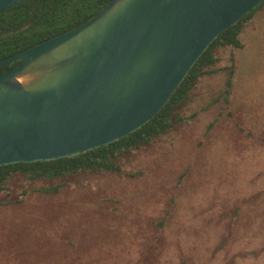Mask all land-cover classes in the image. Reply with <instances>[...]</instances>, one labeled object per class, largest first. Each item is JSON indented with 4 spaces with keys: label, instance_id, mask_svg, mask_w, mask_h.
<instances>
[{
    "label": "trees",
    "instance_id": "16d2710c",
    "mask_svg": "<svg viewBox=\"0 0 264 264\" xmlns=\"http://www.w3.org/2000/svg\"><path fill=\"white\" fill-rule=\"evenodd\" d=\"M112 1L32 0L1 13L0 61L84 24ZM263 8L264 3L238 25L225 31L198 61L169 104L150 123L127 138L91 152L56 161L0 167V239L24 233L56 238L64 249L58 258L63 264H196L195 253L205 255L206 252L212 253L214 249L206 235L210 234L217 240L225 239L227 246H230L232 235L222 234L220 231L216 233L213 230L214 218L195 223L190 222L188 217L183 218L186 215L180 214L181 209H185L181 200L177 204L179 211L172 210L171 214L167 212L166 221L158 225H154L153 221L146 226V230L142 229L140 216L153 213L150 207L155 211L153 200L152 205H148V195L154 199L159 190L167 188L168 181H171L170 177L175 172L182 174L181 186L195 183V186L200 187L204 182L203 175L196 174L201 177L195 179L193 175L195 171L203 169V162L194 161L196 163L192 168L193 163L190 166L188 161L198 152L197 147L207 145L206 148L213 151L219 147L216 140L212 143L216 149L207 142L201 143L207 131L215 130L216 122L204 128L199 123L194 125V122L217 104L221 106L220 118L225 111L230 113V107L235 105L237 94L233 89L238 52L245 48L241 36L246 31V22ZM226 52H230V56H225ZM223 63L225 64L221 67ZM20 64L19 61L2 67L0 73L11 71ZM218 77L226 78L224 90H217V96L209 104L193 112L191 118H188L186 112L199 100L198 92L202 83ZM197 129L200 131H195ZM190 138L201 140L199 146L189 149L186 144ZM147 152L158 155L152 161L139 162V167L145 168L144 171H126L129 164H124L125 159L137 154L151 155L146 154ZM88 173L92 175L76 181V178ZM98 176L100 181H95ZM111 178L124 181L125 184L124 222L103 224L101 221L111 218L110 214L105 217L95 215L92 223L87 222L88 218L82 220L81 215L78 216L81 208L85 212L90 211V214L95 210L100 214V210L110 209L114 202L109 195L117 190L107 187ZM257 179H252L251 183L258 184L260 179ZM16 181L20 182L21 187L10 190V185ZM107 194L109 195L106 196ZM178 194L183 199L188 197L184 189ZM262 198L264 197H256L257 202L254 198L247 199L246 206L249 205L253 212L257 208H264L262 204H258ZM245 210L240 209L242 217L232 223L233 229H239L236 232L238 245L241 243L243 248L253 243L249 229L258 230L254 231V236L264 229V223L261 224L264 216L248 218L247 213H243ZM61 213L59 218H53L55 214ZM243 216L248 220L244 221ZM179 219L180 222H177ZM84 234L105 239L103 245L95 252L82 253L80 239ZM248 237L250 239L245 246L243 242ZM116 243L121 244V251L112 249ZM16 259V264H24L19 261V257ZM59 262L50 264H61Z\"/></svg>",
    "mask_w": 264,
    "mask_h": 264
},
{
    "label": "water",
    "instance_id": "95a60500",
    "mask_svg": "<svg viewBox=\"0 0 264 264\" xmlns=\"http://www.w3.org/2000/svg\"><path fill=\"white\" fill-rule=\"evenodd\" d=\"M32 0H0V14ZM264 0H113L0 61V167L111 145L150 123L198 61ZM30 77L27 84L22 78Z\"/></svg>",
    "mask_w": 264,
    "mask_h": 264
},
{
    "label": "rangeland",
    "instance_id": "374dc122",
    "mask_svg": "<svg viewBox=\"0 0 264 264\" xmlns=\"http://www.w3.org/2000/svg\"><path fill=\"white\" fill-rule=\"evenodd\" d=\"M247 23V24H246ZM245 24L246 31L241 36L245 44V48L238 52V63L236 71V79L233 91L236 92V99L233 107H230V113L225 111L221 116V106L218 104L213 106L207 112L202 113L194 122L199 123L200 127L209 126L212 122H216L214 131H207L201 143L207 142L208 145L215 143L219 147H213L216 150H209L205 147H197L196 153L188 161V164L194 168L196 160L203 162V169L193 173L194 179L203 175L204 182L200 187L195 186V183L188 184L189 186H181L180 178L182 174L177 172L170 177L167 188H162L153 197L149 196L148 205L154 202V209L150 207L153 213L143 214L142 229L146 230L147 225L154 221V225L162 223L167 219V212L170 214L172 210L179 211L177 204L181 200L184 202L185 209H181L180 214L188 217L190 222L207 221L213 219V230L217 232L231 234L230 246H227L225 239H215L209 236L212 242V253L206 252L205 255L195 253L196 264H264V229L262 233L254 236L256 229H249L252 234V245L241 247L238 245V230L234 228V222L241 218L240 209L245 208L243 213H247L248 218L255 216L259 218L264 212V208H257V211H251L249 205L246 206L247 199H256L264 194V8L257 11L249 21ZM228 51V50H227ZM230 52H226L225 56H230ZM225 63L221 64L224 65ZM226 77V76H225ZM225 77L206 80L202 83L199 89V100L193 103V107L186 112V116L191 118L193 112H197L206 104H209L213 97L217 96L218 92L224 90L223 84ZM233 92V93H234ZM215 94V95H214ZM195 131H200L197 129ZM193 137V134L192 136ZM201 140L190 138L186 144L189 149L199 146ZM179 151L182 152L180 148ZM145 155H134L124 160V164L128 165L126 171L135 172L136 170H145L140 168V161L154 160L158 155L147 152ZM139 155V156H138ZM133 162V163H132ZM196 167V166H195ZM176 171V170H175ZM183 170H181L182 172ZM200 174V175H196ZM92 173L84 174L76 181L83 180L91 176ZM95 177V181H100ZM259 177V178H258ZM258 178V179H257ZM248 179V180H245ZM252 179H260L259 183H251ZM250 180V181H249ZM124 181H119L111 178L108 181L109 189H117L106 196L113 200L110 209L100 210V214L95 210L90 214V211L81 208L78 216L81 219L92 223L95 215L105 217L110 214L111 218L105 219L104 223H119L124 222ZM21 187L20 182L16 181L10 185V190ZM129 188H131L129 186ZM185 191L188 197L182 198L178 194ZM31 190H33L31 188ZM12 192V191H11ZM121 200V202H120ZM257 202V199H256ZM264 206V198L258 204ZM243 206V207H242ZM246 206V207H245ZM213 208V209H212ZM250 209V210H248ZM263 209V210H262ZM149 210V211H150ZM146 211V210H145ZM148 211V212H149ZM247 211V212H246ZM115 214V215H113ZM61 214H55L53 218H59ZM243 220L245 216H243ZM260 221V220H259ZM180 222V219L177 221ZM263 224L264 220L261 221ZM151 231V230H150ZM149 231V232H150ZM155 231V229H154ZM229 231V233H227ZM148 232V233H149ZM156 233V232H154ZM153 233V234H154ZM80 251L89 253L99 249L103 245V239L91 234L81 235ZM248 237L243 244L246 246ZM62 243L56 238L48 236H35L33 234L24 233V235L4 236L0 239V262L3 264H16V257H19L20 262L24 264H50L58 263V258L61 256L64 249L61 248ZM120 243H116L112 249L121 251ZM243 248V249H240ZM62 250V251H61ZM190 254V253H189ZM192 255V254H190ZM59 263L63 264V261ZM75 264V262H74Z\"/></svg>",
    "mask_w": 264,
    "mask_h": 264
},
{
    "label": "bare ground",
    "instance_id": "6f19581e",
    "mask_svg": "<svg viewBox=\"0 0 264 264\" xmlns=\"http://www.w3.org/2000/svg\"><path fill=\"white\" fill-rule=\"evenodd\" d=\"M30 80H31L30 77H25V78H22V79H21V82H22L23 84H27Z\"/></svg>",
    "mask_w": 264,
    "mask_h": 264
}]
</instances>
